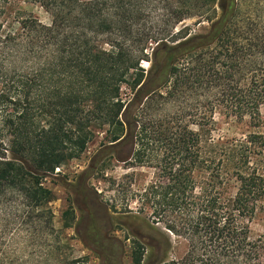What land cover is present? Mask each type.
<instances>
[{
  "label": "trees",
  "instance_id": "obj_1",
  "mask_svg": "<svg viewBox=\"0 0 264 264\" xmlns=\"http://www.w3.org/2000/svg\"><path fill=\"white\" fill-rule=\"evenodd\" d=\"M32 1L51 24L28 11L8 17L10 0H0V264H31L19 252L34 234L53 229L56 195L44 180L95 142L92 173L111 156L153 163L162 149L166 181L148 185L146 200L180 215L167 228L185 237L188 250L150 264H264V233L251 228L264 208V135L215 134L218 108L262 126L264 7L212 0L219 15L199 11L211 22L208 32L171 40V21L191 17V6L151 20L142 0ZM193 89L196 131L185 116L175 122L145 114L152 101ZM144 256L135 240L133 263Z\"/></svg>",
  "mask_w": 264,
  "mask_h": 264
},
{
  "label": "rangeland",
  "instance_id": "obj_2",
  "mask_svg": "<svg viewBox=\"0 0 264 264\" xmlns=\"http://www.w3.org/2000/svg\"><path fill=\"white\" fill-rule=\"evenodd\" d=\"M209 1L142 0L147 11L152 13L149 17L151 20L161 18V13L180 10L184 5L191 6V17L178 23L175 22L177 20L171 21V40H181L186 34L208 32L211 22L200 17L199 11L205 9L211 15H219L217 6H211L212 0ZM253 1L264 7V0ZM250 3L245 4L244 11ZM16 11L32 12L45 24L52 21L51 14L32 0H10L7 16L11 17ZM143 66L148 69L150 64L145 61ZM128 93L129 90L124 88L125 98ZM261 113L262 126L254 128L245 121L236 122L226 117L218 108L215 113V134L241 138L249 131H255L264 135V105ZM145 114L156 120L174 118L175 122L185 116V122L196 131V91L189 90L177 99L152 101L145 108ZM103 134H99L100 140L104 138ZM98 149L99 142L91 144L80 158L57 168L53 177L44 180L45 186L53 189L56 195L49 203L53 213V229L45 231L48 235L34 234L27 248L19 255L30 258L31 264H67L65 258L75 260L73 264H134L131 251L134 241L139 240L145 247L143 264H150L156 256H164L166 260L183 257L188 250L185 237L175 235L167 228V223L174 219L178 221L180 215L160 206L157 200H146L145 196L148 185L156 179L162 180V149L157 152L160 156L153 159V163L133 166L131 161L123 162L111 156L103 161L99 170L92 173L88 167ZM258 161L264 165V148ZM72 209L73 213L67 215V211ZM89 225L99 231L97 244L92 238L91 229L87 228ZM251 228L255 234L264 233V208L253 218ZM104 235L109 238L101 239ZM169 239L171 247L166 249Z\"/></svg>",
  "mask_w": 264,
  "mask_h": 264
},
{
  "label": "flooded vegetation",
  "instance_id": "obj_3",
  "mask_svg": "<svg viewBox=\"0 0 264 264\" xmlns=\"http://www.w3.org/2000/svg\"><path fill=\"white\" fill-rule=\"evenodd\" d=\"M87 228L88 229H91L92 238L95 241V244H97V241L99 240V238H98V234H99L98 229L96 230L95 226L94 227H91L90 225ZM107 238H109V236L108 235H104V236H102L101 239H107Z\"/></svg>",
  "mask_w": 264,
  "mask_h": 264
}]
</instances>
